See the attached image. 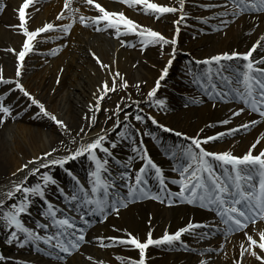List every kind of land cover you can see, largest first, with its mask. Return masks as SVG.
I'll return each instance as SVG.
<instances>
[{
    "label": "snow or ice",
    "instance_id": "snow-or-ice-1",
    "mask_svg": "<svg viewBox=\"0 0 264 264\" xmlns=\"http://www.w3.org/2000/svg\"><path fill=\"white\" fill-rule=\"evenodd\" d=\"M74 2L85 8L91 6L97 14L85 15L81 7H73ZM119 2L127 7L139 6L138 10L157 20L171 14L175 17L172 21L175 26L174 34L165 37L158 31L134 22L122 11L108 10L97 0H63V7L55 17V21L61 23L47 22L35 30L27 27V10L34 6L35 0H22L16 10L19 24L13 27L18 28L25 39L19 51L7 49L16 56L14 77L5 78L0 69V85L4 86L0 89V126L19 119L29 108L35 107L38 111L33 118H46L57 128L63 129V134L72 147L65 148L63 152L58 148H50L39 156H33L12 173V177L17 178L18 173L20 177L14 179L6 191L0 190V227L4 228V243L21 249L30 246L36 252L60 262L80 252L83 245L92 244L94 240L95 246L100 249L120 247L137 253L135 257L116 256L115 259L120 264H148V250L154 246L195 252L196 249L189 247L182 239L184 234L199 241L220 233L225 237L240 233L242 239L239 253L231 257L232 264H244L246 257L254 258L257 264H264V230L257 229L255 234H250V226L264 222V147H261L264 145V134L257 136L243 155L227 150L214 151L207 147L223 137H234L241 131H248L257 124L264 123V55L258 59L254 57L258 48L264 47V35L245 53L224 52L202 61H194L196 65L208 66L206 71L188 68V75L200 84L207 97L217 103L239 101L242 105L231 110L230 117L218 121V124L227 126L233 118L242 114H253L257 118L212 135L201 136L197 133L196 136H188L160 123L157 116L142 107V104H147L149 109L154 108L157 112H164L167 108L166 98H159L158 91L176 58L181 25L188 27V21L192 18L185 10L186 0H177L178 7L161 5L152 0ZM199 6L205 10L222 9L214 12L211 17L218 22L216 31L234 23L243 14L264 16V0H223L222 3ZM69 19L71 22L62 23ZM197 19L201 23H208V19L204 17ZM77 22L96 32L111 29L118 40L121 36L134 34L140 39L142 48L158 46L161 55H164L165 46H169L171 52L168 53L169 58L160 70L154 86L142 101L128 95L126 100L121 97L114 107H104L103 101L109 98L110 93H116L117 90L126 92L131 85L119 72L112 73L110 65L103 63L95 52L89 50L96 64L112 78L111 81L105 79L97 85L93 93L94 99L87 105L84 116L86 123L76 136H72L67 123L50 112L45 103L26 88L22 80L26 57L34 52L35 44L41 42L36 38L40 34L55 33L57 40H64L70 36ZM46 39L50 40L52 37ZM119 42L122 46L127 43L124 40ZM64 47L67 45L58 44L46 54L55 56ZM56 82H60L59 77ZM135 87L139 92L140 83H136ZM17 92L22 98H26L23 107L19 101L12 100ZM189 103H199V100L192 98ZM185 106H188L187 103ZM101 112L106 114L105 124L107 121L113 122L111 128L100 127L94 135H89L86 130L96 127L99 123L98 114ZM148 122L162 132L173 133L186 141V144L174 145L176 151L171 155L176 161L172 171L178 173V178L169 180L163 169L148 154L142 137L157 139L156 134L148 129ZM137 123L144 125V129L137 128ZM138 137L141 139L138 140ZM126 141L130 142L134 155L122 161L114 155V150ZM60 143L63 145L64 141ZM81 158L86 159L89 165L84 181L68 167ZM137 159L142 163L133 174V164ZM217 167L222 169V175H217ZM57 171H62L69 178L70 187L63 184ZM150 178L156 182L158 191L153 192ZM169 184L177 185L178 191H172ZM50 195L57 196L61 203L52 201ZM141 199L167 202L168 205L177 199L189 205L198 203L200 207L213 211L219 223L215 220L211 224L189 222L174 233L165 230L162 236L155 239L151 231L141 240L126 230L122 236L87 238L92 224L91 217H102L103 219H97V223H103L110 215L119 217L122 208ZM37 203L41 205V219H36L34 226H30L27 218L31 217V208ZM197 229L204 231L198 232ZM113 231L119 232L121 229L114 227ZM223 250L224 244L219 248L205 249L199 253L201 258L197 264H212L211 253ZM85 258L89 264H105L102 258L91 254ZM0 261L8 264L9 258L0 255ZM15 264H19V261Z\"/></svg>",
    "mask_w": 264,
    "mask_h": 264
},
{
    "label": "rangeland",
    "instance_id": "rangeland-1",
    "mask_svg": "<svg viewBox=\"0 0 264 264\" xmlns=\"http://www.w3.org/2000/svg\"><path fill=\"white\" fill-rule=\"evenodd\" d=\"M12 0H0V26L1 24L7 28L12 29L9 24H4L3 19L7 18L10 20H18V14L17 9L21 5L22 2L16 3L13 1V5L15 7H18L17 9H12L11 13H6L7 9L9 8V3ZM50 0H37L34 3V6L32 8H29L27 12V18L30 16L31 20L33 17L37 16L39 12H42L44 10V7L47 2ZM57 1V0H54ZM97 2H101L100 0H97ZM112 6L114 7L115 11H122L125 13V15L132 19L134 22L138 23L141 26L149 27L152 30L158 31L161 34L164 35V24H168L165 21L159 19L157 20L154 16L146 15L144 12L139 11L138 9H134V7H127L126 5L120 3L119 1L114 2L112 0ZM165 5L168 4H175L176 6V0H163ZM223 0H203V3H197L194 4V9L191 10V19L188 21V27H183L185 29H182L178 35V47H177V53L176 58L174 60L173 66L169 70V75L167 76L166 80L162 82L161 88L158 91V97L159 98H166L167 101V108L164 112H157L156 109L152 108L149 109L147 104H142V107H144L145 111L151 112V114L157 116V119L160 123L163 124V122H166V120L174 116V114L184 113V112H191L194 111L193 114V121H200L201 124H203L201 130L203 129V132L201 134H205L206 127L205 124L210 123H216L218 118V110L221 108L229 109V110H235L236 108L242 106L239 101H234L230 103H217L215 100L210 99L204 94V90L201 88L200 84L193 81L192 77L188 75V68L191 67L192 69L196 71H206L207 67L206 65H196L194 63L195 60H204L206 58H209L216 54H221L222 51L230 52L231 49L234 51L245 53L247 52L248 48L252 46L253 43L256 42L255 39H259L260 37L256 38L255 34L258 32V20L262 19L264 21V16H257V15H250V14H243L239 18L235 20L234 23H231L226 28H223L221 31H216V27H218V22L215 19H211L214 12L222 11V9H210L205 10L204 8L200 7L199 5L203 4H210V3H222ZM90 14L95 15L97 14L94 9H89ZM137 15V16H136ZM197 17H204L208 19V23H201L198 21ZM257 20V21H256ZM19 21V20H18ZM253 21H256L254 24L255 26H252L250 29H247V31L243 32L242 34H239V31L241 28L248 27L249 24ZM29 23V21H27ZM82 26V25H81ZM2 27V26H1ZM0 27V28H1ZM83 27V26H82ZM102 34V32L100 33ZM105 37L107 35L103 33ZM129 36L130 38H133L131 36H134V34L124 35ZM236 36L238 38V41L240 44L233 47V42H236ZM121 40V39H119ZM118 40V43L121 44ZM94 41L90 42V47H92ZM127 43L123 45L126 49V55L129 57V60L132 62L133 70L131 74H122L121 76L124 77L131 85L127 91H121L117 90L116 93H110L109 98H106L103 101L104 107H114L117 102H119L121 97H125V100L127 99L128 95H131V97L135 100L142 101L146 95V93L150 90L152 86L155 84V80L158 78V75L162 67L164 66L163 63L167 62L168 53L171 51L169 50L170 47L165 46L164 49V55H161V51L158 46H147L143 47L140 44V39L133 38L126 41ZM198 43V47L196 50H189L188 48L194 44ZM252 43V44H251ZM251 44V45H250ZM16 48H20L21 44H17L15 46ZM53 46L49 47L52 49ZM56 47V46H55ZM107 45H104L102 48L106 49L103 55H98L100 59L105 64L110 65V69L112 73L118 72L116 70V60L114 52H110L109 49L106 48ZM54 48V47H53ZM62 51L60 50L59 53L55 56L52 55H46L43 60H41V64L39 65V69L42 70L46 66L48 67L50 65L51 61L58 60L62 56ZM109 53V54H108ZM261 55H264V47L258 48L257 52L254 53L255 58H259ZM88 61H86V67L84 68V76H92V79H96L94 77L97 76L99 79L103 82L105 79L111 81V75L110 79L107 78L106 71L101 69L99 65L96 64L95 60L92 56L86 57ZM109 59V60H108ZM164 63V64H165ZM3 65V62L0 61V65ZM6 69H9L12 71V68L8 65L4 66ZM145 68L151 69L152 75L146 74L144 71ZM91 70V71H90ZM82 71V69H80ZM149 75V76H148ZM153 76V77H152ZM152 77V78H151ZM101 82V83H102ZM140 83V91L137 92V89L135 87L136 83ZM98 84L94 86V90H92V93H94L96 87ZM4 88L3 85H0V89ZM61 94L58 95L57 99H59ZM195 98L199 100V103H189V100ZM187 103V107L185 106ZM215 104L216 106L212 108V113L205 114L203 113V110L205 107L209 104ZM51 104V103H50ZM50 104H46V107L48 110H50ZM202 112L201 115L197 114L199 112ZM30 111L29 110L26 113H23L22 115H27ZM105 113L101 112L98 114V120L101 127H108L111 128L112 121H107L105 124ZM230 117V115L225 114L224 119ZM242 117L246 120L250 117L257 118L253 114H242ZM235 118L232 119L231 123L227 126L218 124L219 129H226L228 127H232L233 124L236 122L234 121ZM121 120H123V115H121ZM192 121V122H193ZM135 123V122H134ZM137 128L144 129V125L136 124ZM170 128L181 131L185 133L188 136H196L197 132L194 128H189L188 130H177L178 128H173L170 126ZM148 129L153 131L156 134L157 139L153 140L150 137H142L144 146L147 149L148 154L150 157L156 162L162 169L165 174V176L170 180L173 178H178V173L173 172L172 168L176 166V161L171 158V155L173 152L176 151L174 148V145L178 144H186V141L183 140L182 137H176L173 133H164L161 130L155 128L151 125L150 122H148ZM46 132H48V129H46ZM200 134V135H201ZM261 134H264V123L257 124L256 126L252 127L248 131H241L237 133L234 137L227 136L223 137L220 140L214 142L213 144L207 146L210 147L214 151H232L236 155H243L247 149L250 147L251 143L254 141V139L257 136H260ZM203 136V135H201ZM252 137V138H251ZM114 138V137H113ZM138 140L141 139L140 137L137 138ZM253 139V140H252ZM251 141V142H250ZM231 142V143H230ZM67 142L64 141L63 145H66ZM131 144L130 142H123L120 143L119 146L114 150V155L120 159V160H126L128 156L134 155L131 151ZM65 149L64 146H61L59 150L63 152ZM43 153V151H41ZM142 161L137 159L133 164V174L135 169H138L141 166ZM75 166L68 165L78 176L81 178L82 181L86 179V173L88 171V162L86 159L81 158L80 160L74 162ZM217 175H222V169L217 167L216 168ZM63 175H65L62 172ZM62 174H57V176L60 178ZM32 181H34V178H31ZM60 180L63 182V184L67 186H71V182L69 178L64 176V178H60ZM150 183L152 185L153 192L158 191L157 184L154 180L150 178ZM169 187L172 191H178L177 185H171L169 184ZM52 201L61 203L59 201V198L55 195H50L49 197ZM163 198V197H162ZM155 202L160 203L159 201H155L152 199H141L135 202H131L128 204L126 208H122L121 211L127 210L129 207H131L134 204H138L141 202ZM179 206H187L189 208H192L194 210H198L200 212H203L204 214L200 215L198 220H204L205 214H213V211H210L209 209L202 208L199 206L198 203L189 205L186 202L179 201L178 199L171 205L167 206H161V210H166L167 208H177ZM41 210V205L39 203L35 204L31 208V217L27 218L28 223L30 226H34L33 222L36 219H41L39 216V211ZM124 216V215H123ZM127 218V215H125ZM92 224L90 228L88 229V234H96L98 236H122L124 235V230H126L129 233H132L133 235L137 236L140 239H144L145 237H142L139 230L134 229V226L126 223L124 225L125 219L123 217L110 215L107 220H104L103 223H97V219H103L91 217ZM176 219V214L171 216V220L173 221ZM218 219H216L217 221ZM214 220H212L213 222ZM215 221V222H216ZM219 223V220H218ZM121 229L119 232L113 231V228ZM136 228H139L138 226H135ZM173 228L172 225L168 229ZM260 228H264V222H258L257 225L250 226L251 231L254 233L257 232V229L260 230ZM239 234V233H233L229 236L225 237L222 233L217 234L214 237H211L206 240H199V241H191L192 239L189 236L184 235L182 239L188 244H195V245H202V247H205L207 243H210L216 248H219L221 245L220 242L224 239H228L232 237V235ZM3 236V238H2ZM5 239V232L4 228L0 227V255H3L5 257L12 256L13 251L12 249L16 248V246H9L4 243ZM206 243V244H205ZM44 247V246H42ZM91 255L94 257L102 258L106 263L108 262V259L112 258L117 264H120V261L115 259L117 255L112 254L113 249H120L119 251L123 253V257H133L135 253L131 250L123 249L120 247H114L109 249H100L93 244L92 246ZM94 247V248H93ZM164 249V247H159L158 250ZM205 250V248H204ZM168 260L160 262V259L158 257H152L149 256V264H192L196 257L190 254L189 251H185L183 249H172L168 250ZM221 252V251H220ZM219 252V253H220ZM184 253V254H181ZM217 252L211 253L212 255L219 254ZM27 255L26 257L31 259L35 263L27 262V264H40L39 261L46 262L49 261L48 264H76L77 261L83 260L84 262L86 260V253H83L82 251L75 253L72 256L67 257L65 261H56L54 258L45 255L43 253L36 252L33 248L30 246L26 249V251L21 252V256ZM16 261H19V264H25V262H21V260L17 259H10L8 264H15ZM246 259L244 260L245 264ZM0 264H4V262L0 261Z\"/></svg>",
    "mask_w": 264,
    "mask_h": 264
},
{
    "label": "bare ground",
    "instance_id": "bare-ground-1",
    "mask_svg": "<svg viewBox=\"0 0 264 264\" xmlns=\"http://www.w3.org/2000/svg\"><path fill=\"white\" fill-rule=\"evenodd\" d=\"M13 1H15L16 3L22 2V0L10 1L9 8L6 11L7 14L11 13L12 9L18 8L13 5ZM36 1L37 0H35V2ZM100 1V3L108 10L115 11L114 7L112 6V0ZM113 1L116 2L119 0ZM152 2H157L161 5H165L163 0H152ZM176 3V6L178 7V2ZM197 3H203V0H186L185 10L191 13V10L195 7L194 4ZM168 5L175 6V4L172 3ZM62 7L63 0H50L46 3L44 10L36 14L37 16L33 17L31 20H29L30 16H28L27 21H29V23L27 22V27L29 28V30H35L36 28L43 26V24L47 22L61 23L55 21V17L60 12ZM73 7H81V5L74 2ZM135 8L138 9L139 6L134 7V9ZM89 9L93 8L91 6H88L86 8L81 7V11L85 15H92L90 14ZM7 18L3 19L2 21H4L5 25L9 24L12 29H7L2 24V27L0 26V61L3 62L4 66L8 65L9 67H11L12 71L6 69L2 64L0 65V69L3 70L2 74L5 78H13L16 56L15 53L9 52L7 51V49L11 48L19 51L22 47V43L25 37L18 28L13 27L15 25H18L19 21L10 20ZM160 19L168 23L164 24L165 26H163L164 36L171 37L175 32V26L172 23L175 17L171 14H167ZM256 21L251 22L247 28H241L239 34H242L243 32L247 31V29L255 26L254 23ZM69 22H71L70 19L63 21L62 23ZM183 27L184 25H181V30L185 29ZM101 32L102 34H100ZM103 33H105L107 37H105ZM262 35H264V21L262 19H259L258 32L257 34H255V37L257 36L256 38H258ZM46 37H52V39L49 40L46 39ZM55 37V33H47L40 34L36 38L41 42L36 43L34 52L26 57V64L22 82L24 83L26 88L30 90V92L33 93L37 98H39L43 103H45V105L51 103L49 111L57 115L58 118L64 120L71 131V135L76 136L80 128L83 127L86 123L84 116L87 111V105L94 99L92 90H94V86L96 84L102 82L99 77L95 75L94 77L96 79H92V76H90V74L89 77L84 76L83 71L86 67V61H88L86 57L91 56L89 50L95 52L97 55L104 56L103 51H105L106 49L102 47L104 45H107L106 48L109 49L110 52H114L115 54L114 59L116 60V70L121 75L125 73L131 74L133 66L131 60H129V57L126 55L125 47L118 43V39L116 38L114 31L111 29L107 31L96 32L93 30V28L82 27L77 22L74 24L69 37L65 38L64 40H57ZM131 37H133L134 39L137 38V36L135 35ZM133 38H130L129 36H121L119 39L124 41L132 39L133 41ZM91 41H94L92 47H90L89 45ZM19 43L21 44V47L18 49L15 46ZM58 44L67 45V47L61 49L63 50L62 56L58 60L51 61L48 67L46 66L44 69L40 70L39 65L42 62L41 60H43V58H45V54L51 50L49 47H55ZM238 44L240 43L236 36V42H233L232 45L234 47ZM197 47L198 43H194L188 49L192 51L196 50ZM250 48L251 47H249L247 50H249ZM169 50L171 51V48H169ZM232 51L234 50L231 49L230 52ZM224 52L226 51H222V53ZM61 69H63V71H61ZM80 69H82V71H80ZM144 70L146 74L152 75L151 69L145 68ZM106 75L107 78L110 79V75L108 73H106ZM157 75L159 76V74ZM57 77L60 78L59 83L56 82ZM59 94H61V96L59 99H57ZM25 99L26 98H22L18 92L12 96V100L14 102L19 101L22 107L25 104ZM212 108L213 104L209 103L203 110V113L209 115L210 113H212ZM30 111L32 112H29L27 115H21L19 119L15 121H9L6 125L0 126V190L6 191L8 188H10L11 182L14 179L20 177V174L18 173L17 178H14L12 177V173L15 172L16 169L19 168L22 164L27 163V161L30 160L33 156L41 155V151L44 152L50 148L59 149L61 146H64L65 148L72 147V145L69 144L68 138L63 134V129L57 128L51 121L46 118H33L35 113L38 111L35 107L30 108ZM227 112L229 115L231 114V110L229 109H219L216 123L208 122L205 124V127L207 126L205 134H201V128L203 124H201L200 121H193L194 111H192V113L184 112L174 114V116L169 117L166 122H163V124L168 127H176L178 128L177 130H188L189 128H194L203 136L212 135L216 132L226 130L219 129L217 127V122L223 120ZM197 114L201 115L202 112L200 111ZM251 118L252 117L245 120L241 115L240 117L234 119V121L236 122L232 127L238 125L239 123L246 122ZM209 125L213 126L209 127ZM100 127L101 126L98 123L96 127L86 131H89V135H94ZM46 129H48V132H46ZM77 140H79V137H77ZM61 141H66L67 144L61 145ZM261 147H264V145H261ZM70 165L75 166L74 162L70 163ZM57 174H62V171H57ZM64 176L65 175L62 174L60 178H64ZM162 205L167 206V202H160L158 204L150 201L141 202L132 205L127 210L120 211V217H123V219H125V215H127L128 219L123 220L124 225L126 223L133 225L134 229L139 230L142 237L145 238L147 237V233L151 231L154 239L162 236L165 230H167L169 233H174L177 229L186 226L189 222L211 224L213 223L212 220L216 221V219H218L213 214H205L204 220H198L200 215L204 214L203 212L194 210L187 206H179L177 208H167L166 210H161L160 207ZM175 214L176 219L170 221L171 216ZM216 223H218V220L216 221ZM170 225H172L173 228L168 229ZM135 226H138L139 228H136ZM260 230H264V228H260ZM197 231L202 232L204 231V229H197ZM250 234L255 233L253 231H250ZM184 235L189 236L192 239L191 241H198L189 234ZM95 236L98 235L91 233L87 236V238L92 239ZM241 239L242 236L239 233L232 235V237L228 239L222 240V242L220 243L224 244V250L217 255L211 254L212 264H232L231 257H233L234 255H238ZM210 242L207 244L205 243V247L195 244L189 245V247L196 249L195 252L186 253L196 257V260L192 264H197L198 259L201 258L199 253L203 252L204 248H216V246L212 245ZM93 244H95L94 240L92 244L83 245L81 251L83 253L90 254L92 251L91 246ZM28 247L29 246H26L23 249L16 247L12 249L14 253L12 256H9V258L21 260V262L35 263L31 259L27 258V255L21 256V252L26 251ZM158 248L159 247L154 246L148 250V264L149 256H152L153 258L158 257V259H160V262L168 260L169 256L166 248L160 250H158ZM119 250L120 249H113L111 252L114 255L123 256V253ZM134 253L135 255L133 257L137 255L136 252ZM225 253H227V255H225ZM245 259V264H257L254 258L246 257ZM48 262L49 261H39L38 263L48 264ZM76 264H89V262H84L83 260H81L77 261ZM105 264L117 263L112 258H110L108 259L107 263L105 262Z\"/></svg>",
    "mask_w": 264,
    "mask_h": 264
},
{
    "label": "trees",
    "instance_id": "trees-1",
    "mask_svg": "<svg viewBox=\"0 0 264 264\" xmlns=\"http://www.w3.org/2000/svg\"><path fill=\"white\" fill-rule=\"evenodd\" d=\"M2 238H3V236H2Z\"/></svg>",
    "mask_w": 264,
    "mask_h": 264
}]
</instances>
